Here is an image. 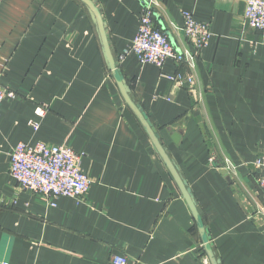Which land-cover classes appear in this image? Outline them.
<instances>
[{"label":"crops","instance_id":"0c3cea01","mask_svg":"<svg viewBox=\"0 0 264 264\" xmlns=\"http://www.w3.org/2000/svg\"><path fill=\"white\" fill-rule=\"evenodd\" d=\"M93 1L116 73L81 0H0V86L15 94L0 110V264H211L205 238L219 264H264V33L248 25L246 0H156L157 26L186 59L163 69L135 55L117 64L141 0ZM183 12L211 25L199 54ZM180 70L193 93L162 76ZM131 103L156 128L200 224ZM20 142L84 154L85 200L51 207L22 191L10 174Z\"/></svg>","mask_w":264,"mask_h":264},{"label":"built area","instance_id":"2783aa9c","mask_svg":"<svg viewBox=\"0 0 264 264\" xmlns=\"http://www.w3.org/2000/svg\"><path fill=\"white\" fill-rule=\"evenodd\" d=\"M156 0H141L139 14V29L131 43L119 54L117 64L122 65L126 58L135 55L142 65L152 64L163 69L168 61H173L181 68L186 59L177 51L170 41L167 32L160 29L155 22ZM183 32L196 54L208 47L212 38L211 25L208 22L195 20L193 14L183 12ZM245 19L252 28L264 33V0H246ZM179 88H186L194 92L196 80L181 70L174 75L162 74ZM15 94L7 92L0 86V110L7 98H14ZM49 111L48 105L36 108V115L43 118ZM32 128L38 131L40 123L32 121ZM84 154L75 152L66 145H49L39 142L30 146L20 142L10 154V174L19 184L20 189L39 197L51 207L56 206L62 197L84 201L91 180L82 168ZM215 158H210V164ZM264 171V159L257 164ZM259 187L264 197V174L259 179ZM129 258L116 255L110 264H128Z\"/></svg>","mask_w":264,"mask_h":264},{"label":"water","instance_id":"95a60500","mask_svg":"<svg viewBox=\"0 0 264 264\" xmlns=\"http://www.w3.org/2000/svg\"><path fill=\"white\" fill-rule=\"evenodd\" d=\"M81 1L89 7V9L91 10V12L94 16L96 23L98 24L100 34H101V37H102V40L104 43L105 52H106L107 58L109 59V62H110V69L113 71V73H116L117 65H116V62L112 61V59L110 58L108 39L106 36V32L104 30V24L102 22L101 14L98 11L96 4L93 0H81ZM120 83L123 86L124 92L126 94L129 93V88L125 85L124 81H121ZM131 105H132L133 109L135 110V113L137 114L138 118L141 120L143 126L147 130L148 134L150 135L151 139L153 140L157 150L159 151V153L163 157L164 161L166 162L167 166L169 167L170 171L172 172L175 180L178 182V184L182 190V193L184 194L185 198L187 199V201L190 204V207L194 213V216H195L197 222L200 224L199 215H198L194 200L192 198V195H191L190 191L188 190L185 182L181 179L178 171L176 170V167L171 162V160L167 156L166 152L164 151L162 145L160 144L159 136L157 134L156 128L153 126L152 122L144 116L142 111L138 110L132 103H131ZM200 229H201L203 236H205L206 231H204L203 226H201ZM204 241H205L204 247L206 248V250L208 252L211 264H219L220 262L215 259V256L213 255V253L209 249L210 247H209V243H208L207 239L205 238Z\"/></svg>","mask_w":264,"mask_h":264}]
</instances>
